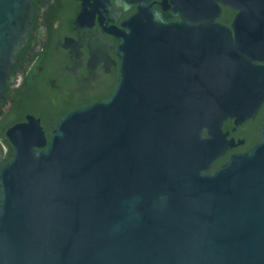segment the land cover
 Returning a JSON list of instances; mask_svg holds the SVG:
<instances>
[{"label":"water","instance_id":"95a60500","mask_svg":"<svg viewBox=\"0 0 264 264\" xmlns=\"http://www.w3.org/2000/svg\"><path fill=\"white\" fill-rule=\"evenodd\" d=\"M85 0L73 20L70 62L92 79L115 70L111 97L73 109L47 136L42 116L5 131L12 155L0 166V264H264V125L260 142L207 175L228 145L223 125L257 118L264 104V0H226L242 11L217 22L224 0ZM35 0H0V103L33 40ZM181 12L185 21L171 20ZM100 13L117 32L115 58L94 29ZM31 29L40 30L32 38ZM203 132H206L204 135Z\"/></svg>","mask_w":264,"mask_h":264},{"label":"flooded vegetation","instance_id":"af4514ba","mask_svg":"<svg viewBox=\"0 0 264 264\" xmlns=\"http://www.w3.org/2000/svg\"><path fill=\"white\" fill-rule=\"evenodd\" d=\"M38 6L36 28L48 25V30L43 32L47 37H40L39 44L33 53L29 51L33 47V40L26 45L20 55L26 56L17 62L14 72L18 74L19 80L11 81V88L6 87L5 96L0 103V160L12 155V149L6 140L4 133L9 128L26 122L30 113H34L37 118L42 116V121L49 137L56 123L73 109L85 105L107 101L116 86L115 70L109 65L101 68L106 72V78L92 79L95 86L88 87L93 95L86 96L78 89L75 102L67 99L73 97L61 86H55L53 78L58 72L69 64L72 47L66 45L70 36L81 40V36L73 22L78 20L81 10L79 5L85 4V0H35ZM116 10L124 8L118 0H112ZM141 4L140 0L133 8H127L126 14L111 20L115 25L121 26L123 21L134 14ZM156 9L166 13V0H158L154 3ZM223 16L217 22H223L231 26L237 38L239 26L235 24L241 10L236 3L223 1ZM187 15L181 12L171 20L185 21ZM31 29L32 38L39 37L41 31ZM94 29L105 40L111 54L117 58V46L119 39L117 32H106L103 19L98 13V24ZM91 35L84 44L88 51L84 64H80L78 69L66 67L61 70L60 85H71V88H80L83 84L80 74L91 76L94 71L90 67L92 58L96 53L91 46ZM258 62L264 63V59L258 58ZM236 116L230 114L223 129L225 133L231 131L228 138L245 139L241 144L228 145V153L218 158L213 167L205 174L209 175L217 168L221 167L227 160L239 151L252 150L260 142L261 129L264 125V104L257 118L251 117L244 123H235ZM206 135V132H203ZM207 136V135H206ZM10 148V150H9Z\"/></svg>","mask_w":264,"mask_h":264},{"label":"trees","instance_id":"16d2710c","mask_svg":"<svg viewBox=\"0 0 264 264\" xmlns=\"http://www.w3.org/2000/svg\"><path fill=\"white\" fill-rule=\"evenodd\" d=\"M0 138H2V135L0 136ZM9 150H10V148H9ZM8 161H9V158L8 157L0 160V166L3 165V164H5V163H7Z\"/></svg>","mask_w":264,"mask_h":264}]
</instances>
